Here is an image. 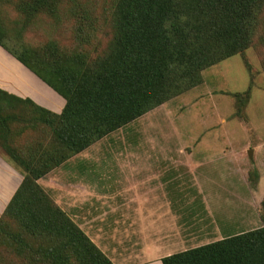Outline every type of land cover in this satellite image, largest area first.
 Wrapping results in <instances>:
<instances>
[{
    "label": "trees",
    "instance_id": "obj_1",
    "mask_svg": "<svg viewBox=\"0 0 264 264\" xmlns=\"http://www.w3.org/2000/svg\"><path fill=\"white\" fill-rule=\"evenodd\" d=\"M9 4L11 0H0ZM65 1L20 0L18 10L29 22L40 14L57 17ZM264 0H115L113 37L104 57L87 61L54 42L13 52L0 47L65 100L61 114L39 108L29 99L0 91V156L22 176L0 222L9 216L22 234L46 242L45 257L13 234L47 264H113L37 181L91 144L127 126L200 83V72L242 53L249 45L252 22ZM84 42V40H83ZM33 112L29 128L51 132L42 143L33 137L15 146L10 125ZM34 130V129H33ZM261 227L161 259L162 264H264V199ZM38 244V243H37Z\"/></svg>",
    "mask_w": 264,
    "mask_h": 264
},
{
    "label": "rangeland",
    "instance_id": "obj_2",
    "mask_svg": "<svg viewBox=\"0 0 264 264\" xmlns=\"http://www.w3.org/2000/svg\"><path fill=\"white\" fill-rule=\"evenodd\" d=\"M19 1L11 0L9 4L0 1L3 42L13 52L38 48L47 42L56 43L64 51L85 55L89 62L108 52L113 37L115 0H76L77 7L65 1L58 5L56 19L40 14L29 22L17 9ZM261 5L252 22L249 45L242 53L202 70L196 87L94 142L79 154L88 153L86 158L96 167H119L127 162L137 166L148 161L156 167L173 168L176 177L190 187L191 214L198 218L202 213L198 205L200 185L204 186L207 175L197 169L189 172L188 158L198 151L213 154L217 151L229 159L226 167L211 177L221 185L219 193L223 200L230 202L228 211L218 218L219 232L227 237L261 227L262 202L257 197L256 201L251 200L255 190L258 191L260 175L264 179V3ZM25 110L20 114L15 110L1 112L2 116L7 113L21 116L10 124L16 132L12 138L15 146L24 147L38 136L42 137L34 140L42 143L43 137L51 135L40 132V127L28 129L29 123L23 121H29L33 112ZM2 146L0 139V153ZM122 153L135 155L126 159ZM57 168L48 173L52 182ZM42 178L48 184L38 185L51 200L55 199L50 178ZM233 194L238 197L234 198ZM18 225L9 216L0 222V264H47L40 254H32L24 244L17 247L13 242V234L18 233L28 245H36L35 249L39 246L45 257L46 242L39 240L37 244L25 237ZM208 230L211 233L213 228ZM211 241L215 240L209 236L208 243Z\"/></svg>",
    "mask_w": 264,
    "mask_h": 264
},
{
    "label": "crops",
    "instance_id": "obj_3",
    "mask_svg": "<svg viewBox=\"0 0 264 264\" xmlns=\"http://www.w3.org/2000/svg\"><path fill=\"white\" fill-rule=\"evenodd\" d=\"M0 91L29 99L57 115L65 106L60 95L1 47ZM204 152H194L188 158L189 172L197 169L209 176L204 186L200 185L198 205L202 213L198 218L191 214L190 187L176 177L177 172L148 161L137 166L127 162L119 167H96L86 158L89 154L84 153L69 159L67 163L72 162L71 166L64 163L58 167L54 182L50 174L46 176L53 183L51 187H55L54 202L68 212L71 220L113 264H162L165 257L226 238L219 232L218 218L228 211L230 202L223 200L219 193L221 185L211 177L220 173L229 159L217 151ZM120 155L127 159L135 154ZM22 179L0 156V217ZM38 184L48 182L42 178ZM257 188L251 200L256 201L257 197L261 203L263 175ZM208 228H213L211 233ZM209 236L215 241L208 243ZM230 236L233 235L227 237Z\"/></svg>",
    "mask_w": 264,
    "mask_h": 264
},
{
    "label": "water",
    "instance_id": "obj_4",
    "mask_svg": "<svg viewBox=\"0 0 264 264\" xmlns=\"http://www.w3.org/2000/svg\"><path fill=\"white\" fill-rule=\"evenodd\" d=\"M249 154V156L251 155V151L248 153Z\"/></svg>",
    "mask_w": 264,
    "mask_h": 264
}]
</instances>
